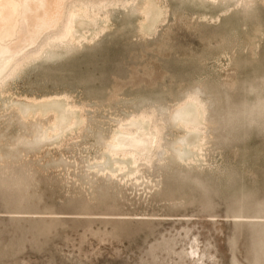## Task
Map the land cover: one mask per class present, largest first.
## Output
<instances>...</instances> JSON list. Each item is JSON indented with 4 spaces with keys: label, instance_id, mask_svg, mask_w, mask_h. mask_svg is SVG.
Masks as SVG:
<instances>
[{
    "label": "rangeland",
    "instance_id": "obj_1",
    "mask_svg": "<svg viewBox=\"0 0 264 264\" xmlns=\"http://www.w3.org/2000/svg\"><path fill=\"white\" fill-rule=\"evenodd\" d=\"M94 1L99 24L0 81V264H264V0H155L152 28L147 0ZM64 97L79 124L59 136L18 110ZM189 98L204 138L179 156ZM140 113L163 123L155 156L101 171Z\"/></svg>",
    "mask_w": 264,
    "mask_h": 264
},
{
    "label": "bare ground",
    "instance_id": "obj_2",
    "mask_svg": "<svg viewBox=\"0 0 264 264\" xmlns=\"http://www.w3.org/2000/svg\"><path fill=\"white\" fill-rule=\"evenodd\" d=\"M108 5L107 1L94 0H0V81L17 65L38 55L43 45L53 40L74 42L83 37V34L77 35L78 27L82 24H99L97 15ZM157 5L155 0H147L142 4L140 11L144 16L143 26L152 28L157 25L156 21L162 16ZM43 37L45 40H41ZM32 109L37 115L44 111L54 113L55 119L53 118L47 136L62 135L79 124L75 123V109L69 105L65 97L45 98L18 107L22 115ZM149 113H140V116L120 123L113 130L104 144V149L108 154L106 159L114 162L107 166L103 162L101 171H108L113 175L118 171L130 170L131 167L128 165L136 164L139 160L149 161L155 156L156 149L161 146L160 139L164 126L163 123H154ZM28 114L30 116L31 112ZM202 115L204 116L203 107L194 98H189L176 108L174 123L185 130L175 149L179 156L201 149L204 138L201 133ZM79 119L81 123L84 120L80 115ZM131 169L134 171V168Z\"/></svg>",
    "mask_w": 264,
    "mask_h": 264
}]
</instances>
